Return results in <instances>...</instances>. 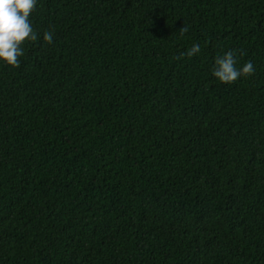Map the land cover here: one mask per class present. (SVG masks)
<instances>
[{
	"label": "trees",
	"instance_id": "trees-1",
	"mask_svg": "<svg viewBox=\"0 0 264 264\" xmlns=\"http://www.w3.org/2000/svg\"><path fill=\"white\" fill-rule=\"evenodd\" d=\"M30 20L0 62V264H264V0H37ZM229 50L254 74L215 78Z\"/></svg>",
	"mask_w": 264,
	"mask_h": 264
},
{
	"label": "clouds",
	"instance_id": "clouds-1",
	"mask_svg": "<svg viewBox=\"0 0 264 264\" xmlns=\"http://www.w3.org/2000/svg\"><path fill=\"white\" fill-rule=\"evenodd\" d=\"M37 0H0V62L11 67L20 66V57L24 55L23 45L39 39L30 17L35 11ZM188 31L186 26L179 29L183 36ZM43 40L52 44L54 32L44 31ZM201 51L199 45H193L187 52L181 53L176 59L184 56L191 58ZM243 55V53H241ZM255 72L253 63L249 60L242 67L237 66L235 50H229L224 55L215 58L212 74L221 83L232 84L241 77H249Z\"/></svg>",
	"mask_w": 264,
	"mask_h": 264
}]
</instances>
